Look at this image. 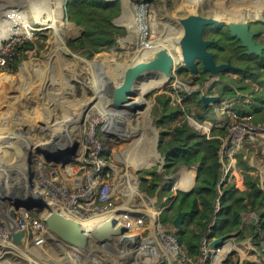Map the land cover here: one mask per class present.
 <instances>
[{
    "label": "crops",
    "instance_id": "obj_1",
    "mask_svg": "<svg viewBox=\"0 0 264 264\" xmlns=\"http://www.w3.org/2000/svg\"><path fill=\"white\" fill-rule=\"evenodd\" d=\"M259 5L256 3L253 6H245L238 13L243 14L242 18L250 19L257 13ZM120 7L121 10L118 16H122L123 13L122 0H120ZM260 12L264 16V11L261 10ZM238 13H232L226 22ZM24 14L28 20H35L36 10L27 9ZM206 16L212 15L206 14ZM258 22L254 23L256 27L253 29L259 30L261 24ZM221 24L222 21H220ZM122 26L127 29V35L133 32L136 35L132 16L125 20ZM255 38L258 41L260 39L257 36ZM152 55L151 53L137 54L132 60H127L126 54L111 51L100 52L91 59H86L78 53L62 52L57 57V68H54L49 75L52 77V81H46L45 87L37 88V90H26L25 88L7 90L6 95L9 97L13 95L15 99L5 105L4 111L0 114V157H8L4 160V164H0V176H11L10 167L12 166L20 168L21 160L18 158L23 153L33 154V147L38 144L37 132L40 129V125L49 126L50 132L48 134L52 136L51 138L67 132L74 139H82L85 127V118L83 116L88 111L100 120L99 134L106 139L107 159L111 164L120 166L121 169L133 173L137 178L141 173H152L146 176L147 186H149L151 192L138 189V183L135 193H116L117 195L111 201L112 207L115 211L127 212L135 216L142 215L145 219H150L154 216V212L159 210L161 212L160 218L163 222L173 212V208L171 209L170 206L172 202L176 203L177 192H186L193 188L197 178L199 161L186 164L183 160L177 161L178 157L173 165L164 167L165 159L163 160V155L167 149L164 142L161 144L159 142L162 130L154 124L152 109L157 101V96L163 93L170 95L169 90L152 93L158 87H151V84L157 81H150L144 87L139 86L138 82L135 81L130 92H137L140 89L139 96H132V94L130 96L120 92V87L126 78V71L137 62L150 59ZM227 75L230 76L228 78L239 77L231 72ZM219 78H221L219 79L221 86V83L226 81V79H223L222 75ZM262 80H264L263 77L245 79L247 88L262 95V100L253 102L255 107H261L259 112L250 114L253 116L254 122L264 121V83L260 85ZM233 88L236 93L231 97H225L224 94L220 93L219 89H216L213 94L219 95L221 101L218 104L209 105L212 109L204 111L201 108H196L201 113L206 114L214 111L213 120L207 119L205 115L200 116L201 119L212 123L211 132L214 137H220L216 134L217 128L225 129L226 115H223L219 109L222 103L229 102L231 104L230 109L239 114H249L248 111L251 110L249 104L252 97L251 91L244 93L241 89L236 90L235 85ZM43 95L46 97L45 100L42 99L43 97L41 98ZM38 98H41L42 109L48 107L47 118L40 116L36 118L33 116L27 117L26 113L29 112L27 108L32 103L38 102ZM40 102L38 103L39 105ZM170 104L173 103L170 102ZM137 107H140V110ZM157 117L160 116L158 115ZM3 135L15 141L14 148H9L3 144ZM82 148L83 144H81L80 153H82ZM238 160L241 161V165L238 164ZM66 168H70V166L67 165ZM221 168V179H223L222 164ZM246 168L250 169L245 170ZM243 173L258 178L259 185L262 187L264 179V147L260 146L258 142H245L242 145L237 153V169L229 178L225 177L223 179L224 186L231 183L237 189L245 190ZM156 176H159V179L153 182L151 177ZM164 186H166L165 189H163ZM166 189L172 191L171 195L166 194ZM172 197L174 198L170 202L168 199ZM137 198H139V201L135 203L134 200ZM244 204L246 208L241 213L242 224L240 231L244 229L246 220L251 221L255 217L250 209L249 202L245 200ZM165 211L167 214H165ZM163 224L169 230L170 228L174 229L172 222L171 224L163 222ZM14 227L13 230L10 229L13 235L18 233L16 226ZM229 235H233L231 238L239 249L245 251L249 248L250 240L249 242L247 239L243 242L236 241L239 236ZM155 248L157 250V247ZM147 249L148 252H139L140 258H148L152 264H178L175 259L166 255L161 249L155 252L152 244H148Z\"/></svg>",
    "mask_w": 264,
    "mask_h": 264
},
{
    "label": "built area",
    "instance_id": "obj_2",
    "mask_svg": "<svg viewBox=\"0 0 264 264\" xmlns=\"http://www.w3.org/2000/svg\"><path fill=\"white\" fill-rule=\"evenodd\" d=\"M65 9V8H64ZM132 23L136 31L137 46L139 50L147 53L155 51L154 34L150 24L152 14L148 9V3L140 1L133 7ZM66 16V13H65ZM67 20V16H66ZM39 30L30 22L24 12L17 9H7L0 23V76L11 73L17 69L11 68L16 56L17 48L27 41H34L35 34ZM9 75V74H6ZM171 102L182 106V97L174 90L169 91ZM229 102L222 103L220 111L226 115L225 135L220 138L218 150L219 160L223 167V179L230 177L237 169V153L245 142H258L264 147V121H253L250 114H239L230 109ZM185 121L194 131L211 139L212 123L193 115H185ZM100 120L97 116L85 115V127L82 134V155L77 157L70 168L64 167L66 178L57 176L58 169L47 164L42 159H37L33 166L34 188L40 189L46 195L47 200L61 214L79 221L82 225L88 221L95 224L106 219L115 211L112 207V199L116 193H135L138 186V178L130 172L111 164L103 155L104 146L99 136ZM79 173V174H78ZM221 179V181H223ZM220 193V186L218 185ZM219 209V201L216 199L214 211ZM161 212L156 210L150 219L122 212L116 217L117 224H123L129 233H139L142 241L138 252H148V244H152L154 251L161 249L166 255L175 259L178 264H244L253 255V261L264 264V238L258 243L252 242L247 250L239 249L232 238L216 247L210 248L205 237L201 238L199 252L190 256L186 248L180 244L174 235L164 226L161 220ZM18 232L21 233L19 243L13 242V233L6 223L0 220V245L12 248L23 245L27 241L38 249L52 241L47 230L44 216H38L32 211L19 209L13 217ZM157 247V250L156 248ZM137 252V253H138ZM232 253V254H230ZM20 264H37L29 260Z\"/></svg>",
    "mask_w": 264,
    "mask_h": 264
},
{
    "label": "trees",
    "instance_id": "obj_3",
    "mask_svg": "<svg viewBox=\"0 0 264 264\" xmlns=\"http://www.w3.org/2000/svg\"><path fill=\"white\" fill-rule=\"evenodd\" d=\"M63 2L67 21L80 28L76 37L65 39L66 46L71 52L78 53L86 59H91L97 53L110 50L116 45L117 39L126 34V28L114 22L121 10L120 0H63ZM257 14L259 15L260 12L257 11ZM258 23L261 24V27L257 37L264 44V22L259 21ZM223 34H225L227 41L232 40L228 31ZM34 42L27 41L17 48L19 54L16 56L11 68L18 67L21 62V55L27 49L34 47ZM227 46L230 47L232 52L223 53L220 49L215 54L216 62L220 63L231 59V63L238 68L229 70V72L237 74L239 77L238 79L228 78L221 83L219 91L222 95L226 91L234 95L236 93L233 88L234 85L236 90L245 88L247 86L245 79H256L258 77L264 79V53L261 56L245 54V49L236 39L228 43ZM263 83L264 80L260 82V85ZM179 94L182 97V104L186 102L189 104L186 108L188 111L192 107L201 108L204 111L212 109L211 106H202L199 100V91L180 92ZM251 94L249 114L261 110V107H255L253 102L262 100V95L253 90ZM170 102L171 96L169 94H160L157 96V101L152 109L154 124L162 130L159 136L160 144L164 142L167 150L174 148L169 157L164 160V167L173 165L175 159L182 155L184 163L190 164L199 161V166L193 188L190 191L177 192L176 203L172 202L174 197L168 199L172 202L170 208H173V212L163 222L171 224L177 211L187 212L181 231H176L173 228H170V231L174 232L178 242L186 248L190 256L198 254L202 237L207 240L229 234L243 237V230L248 229L247 234L251 236V241L258 243L264 238V179L262 187H260L258 178L243 173L245 190L241 191L231 183L224 186V181H221L222 168L218 150L221 143L220 137L225 135V129H216V134L220 137L215 136L206 139L184 123L167 128L166 124L178 118L181 119L180 117L183 118L184 115V110L179 106L177 109H172ZM158 115L160 117H157ZM100 137L104 146L103 155L107 159L106 139L102 138L101 135ZM238 164L241 165V161L238 160ZM249 169L246 168L245 170ZM148 174L152 173L139 174L138 183L140 190L151 192L149 186H147L146 176ZM158 179L159 176L151 177L153 182ZM218 185L220 186V193L218 192ZM165 188L166 186L163 187V189ZM217 198L219 209L214 211ZM245 200L249 202L250 209L255 217L251 219L247 227L240 231L241 213L246 208ZM191 221H194V227L189 228L187 224ZM224 264H230V262L227 261ZM244 264L257 263L246 260Z\"/></svg>",
    "mask_w": 264,
    "mask_h": 264
},
{
    "label": "rangeland",
    "instance_id": "obj_4",
    "mask_svg": "<svg viewBox=\"0 0 264 264\" xmlns=\"http://www.w3.org/2000/svg\"><path fill=\"white\" fill-rule=\"evenodd\" d=\"M123 1V13L122 16H117L114 21L116 24L122 26L125 20L134 14V5L140 3V1H145L148 3V9L152 14L150 24L154 34V45L155 53L160 49H167L168 52L174 57V67L172 70V77L169 81L166 82L165 86L161 88H156L154 92H163L166 90H174L177 93L186 92L190 93L192 91H199V93L213 94L216 89H219L220 85L213 86L216 83V78H208L207 73H198L196 75H191L183 69L181 52L178 45V40L181 36V30L178 24V18L185 17L191 13H198L201 15L211 14L214 17H217L222 21L221 27L223 31H227L225 27V22L228 17L233 13H238L241 9H244L245 6L255 5L256 3L260 4L257 7L258 13L264 11V0H122ZM262 6V7H261ZM17 9L20 11H25L27 9L36 10L35 20H30L34 23L36 27H39V30L36 32L34 39V47L27 49L21 55V62L19 63L17 69L11 73H4L0 76V114L4 111L5 105L9 104L11 100H14V96H7V90L13 89H26V90H37V88L45 87L46 81H52V77L49 76L54 68H57L56 63H58L57 57L62 52H71L65 43V39L69 37H76L79 34L80 28L75 27L73 24L69 23L66 20L64 2L63 0H0V23L5 16L7 9ZM262 8V9H261ZM52 11V12H51ZM261 13V12H260ZM52 15L55 19L56 27L54 28L51 24L53 23L52 19L48 16ZM243 16L242 13H238L232 17L240 18ZM227 17V18H226ZM231 17V16H230ZM242 18V17H241ZM61 20V21H60ZM225 20V21H224ZM124 27V26H123ZM250 27L253 29L256 27L254 22H250ZM209 29V28H206ZM225 32L218 35H212L211 30L205 31L204 38L216 39V42L213 46L209 47L210 51L217 53V45L225 42ZM126 34L122 37H119L116 41V45L108 51L104 52H118L127 55V60H132L137 54L142 55L144 52L138 49L137 39L135 32ZM167 41V42H166ZM73 53V52H72ZM102 53V52H101ZM152 54V53H151ZM9 74V75H6ZM223 79H226L230 76H222ZM234 77V76H233ZM49 79V80H48ZM221 79V78H219ZM238 79V77L234 78ZM236 84V83H235ZM241 91L244 93H249L251 90L249 88H242ZM13 94V93H12ZM225 97H231L230 92H225ZM43 97V98H42ZM43 100L46 97L41 96ZM41 98H38V102L35 104L32 103L28 108L26 113L27 117H42L47 118L46 108H41ZM40 102V105L38 104ZM39 105V106H38ZM189 104L186 102L180 107L184 110L183 118L171 121L166 124V127H174L178 124H186L185 115H193V117L199 118L202 115H205L207 119H214V111L206 113H201L198 109L192 107L188 111L186 108ZM43 107V105H42ZM172 109H177L178 105L170 104ZM26 111V112H27ZM43 111V112H42ZM86 111L84 113V118ZM25 114V113H24ZM91 114V113H90ZM204 118V117H202ZM48 126V125H47ZM40 125L38 130V143L50 142L56 136L49 135V126ZM44 127V129H43ZM71 135V134H70ZM59 136V135H58ZM79 144L83 143V139H74ZM54 142V141H53ZM56 143H66L65 140H59ZM81 149V148H80ZM27 152L23 153L18 159L21 160L20 168L15 166L10 167L12 171L11 176L14 178L24 177L27 175L28 170V161L32 158ZM8 157H0V164H4V160ZM13 158V157H12ZM41 159V158H40ZM8 160V159H7ZM183 155L179 156L177 161H182ZM3 162V163H2ZM35 162V161H34ZM34 166V164H33ZM117 166V165H116ZM197 167V166H195ZM120 168V166H118ZM64 168H59L57 176L68 177L63 171ZM79 174V173H78ZM133 175V173H131ZM10 176V175H9ZM1 177V176H0ZM139 189V186H138ZM42 192L38 188H34ZM166 194L171 195L172 191L168 189L165 190ZM117 194H115L116 196ZM46 200L47 197L44 194ZM143 197V196H142ZM4 195L0 188V220L4 221L9 228L13 230L15 227L14 219L9 215L10 210L7 209L6 204L4 203ZM49 200V199H48ZM47 200V201H48ZM50 201V200H49ZM48 201V202H49ZM135 203L139 201V198L134 200ZM51 203V202H50ZM53 205V203H51ZM158 204V203H157ZM138 205V204H137ZM158 206V205H156ZM58 210V209H57ZM59 211V210H58ZM33 212V211H32ZM36 215L43 216L41 213L33 212ZM165 214L167 212L165 211ZM164 217V216H162ZM164 219V218H163ZM165 220V219H164ZM250 220L244 222L245 227L248 226ZM187 227H194V221H191L187 224ZM248 230V229H247ZM247 230L243 231V237L236 238V241L250 240L251 236L247 234ZM97 245V242L94 243ZM72 255L70 259L68 257ZM139 252L136 257L130 263H119L117 260H114V264H152L149 262L148 258H140ZM250 260H254L253 255L248 256ZM35 261L37 264H92L89 260L88 254H79L74 253L73 249L68 248L66 245L59 243L55 240L50 241L43 248H34L29 241L19 246L3 247L0 245V264H20L25 261ZM67 260V261H66Z\"/></svg>",
    "mask_w": 264,
    "mask_h": 264
},
{
    "label": "water",
    "instance_id": "obj_5",
    "mask_svg": "<svg viewBox=\"0 0 264 264\" xmlns=\"http://www.w3.org/2000/svg\"><path fill=\"white\" fill-rule=\"evenodd\" d=\"M249 21L264 22V16L260 13L250 19L232 17L225 22V27L229 37L240 42V45L245 49V54L261 56L264 51V44L255 40L259 30L252 29ZM178 24L181 30L178 45L182 57V66L189 74L207 73L209 79L216 78L217 82L213 85L215 87L217 84L220 85L219 77L221 75H227L230 73L229 70L238 68L230 61L217 63L215 53L209 50L214 40L204 38L206 27H221L219 18L191 13L178 18ZM173 67L174 57L167 49H160L153 53L150 59L139 61L126 71V78L120 87V92L130 96L131 94L132 96L139 95L140 89L137 92H130L135 81L143 87L150 81L163 80L167 82L172 77ZM146 72H148L146 75H142ZM199 100L202 106L207 107L211 104L220 103L221 98L216 94L201 93ZM139 108L137 107V109ZM59 140H65L66 143H56ZM2 142L9 148L15 147V141L6 135L2 136ZM80 148L81 144L75 141L69 133H61L50 142L38 143L33 147L32 158L28 161L27 175L17 178L2 175L0 188L5 197L4 203L10 210L9 215L15 217L19 209L43 214L52 240L73 249L74 253L88 254L92 264H114V260L119 263H128L137 254L142 236L139 233H129L123 224H117L116 217L122 212L113 211L100 223L95 224L90 229H84L79 221L61 214L54 205L46 200L43 193L34 190L33 164L36 159L41 158L55 168H64L82 155L79 151ZM173 150V147L166 150L163 160L169 157ZM186 215V211H177L172 220V226L176 231H181ZM231 237L233 235L216 237L210 241L209 247L216 248L224 240ZM20 240V232L13 235L14 243H19ZM95 242L97 245H94Z\"/></svg>",
    "mask_w": 264,
    "mask_h": 264
},
{
    "label": "flooded vegetation",
    "instance_id": "obj_6",
    "mask_svg": "<svg viewBox=\"0 0 264 264\" xmlns=\"http://www.w3.org/2000/svg\"><path fill=\"white\" fill-rule=\"evenodd\" d=\"M206 28H209V29H206ZM205 28V30H204V33H205V31H208V30H211V33H212V35H218V34H222V32H226V31H223V28L222 27H220V28H213L212 26H208V27H206ZM256 39V38H255ZM214 40V43L212 44V46L216 43V39H213ZM233 40H235V39H232V40H230V41H227L226 39H225V42H223V43H220V45H217V48L218 49H221V51L223 52V53H231L232 51L230 50V47L229 46H227V44L228 43H231V42H233ZM256 41H258V39H256ZM260 42V41H259ZM261 43V42H260ZM223 49V50H222ZM216 60V59H215ZM227 61H230L231 62V59H227ZM226 62V61H225Z\"/></svg>",
    "mask_w": 264,
    "mask_h": 264
},
{
    "label": "bare ground",
    "instance_id": "obj_7",
    "mask_svg": "<svg viewBox=\"0 0 264 264\" xmlns=\"http://www.w3.org/2000/svg\"><path fill=\"white\" fill-rule=\"evenodd\" d=\"M33 9H35V8H33ZM52 12V11H51ZM253 16H258V14L256 13L255 15H253ZM50 19H52V21H53V23L51 24L54 28L56 27V23L55 22H57V21H55V19H53V17H52V15L51 14H49V16H48ZM61 21V20H60ZM167 42V41H166ZM143 54H145V53H143ZM153 54V53H152ZM140 57V56H139ZM145 57V56H144ZM141 60H143V59H141ZM145 60V59H144ZM166 84V82L165 81H157V82H153L152 84H151V87H158V88H161L162 86H164ZM150 86V85H149ZM142 94V93H141ZM139 96V95H138ZM141 96V95H140ZM116 113V112H115ZM116 121V120H115ZM117 127V126H116ZM113 129V128H112ZM122 133V132H121ZM13 218V217H12ZM95 221H88V222H85V223H83V225H82V227L84 228V229H90L92 226H94L95 225ZM68 257L71 259L72 258V255H69V253H68ZM67 261V260H66Z\"/></svg>",
    "mask_w": 264,
    "mask_h": 264
}]
</instances>
